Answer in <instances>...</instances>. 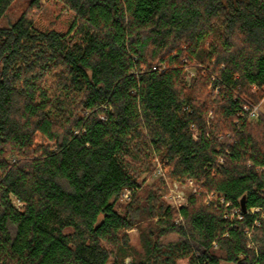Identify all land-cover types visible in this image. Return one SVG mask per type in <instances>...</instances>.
Returning <instances> with one entry per match:
<instances>
[{"label":"trees","instance_id":"obj_1","mask_svg":"<svg viewBox=\"0 0 264 264\" xmlns=\"http://www.w3.org/2000/svg\"><path fill=\"white\" fill-rule=\"evenodd\" d=\"M54 2L0 27V264H264V0Z\"/></svg>","mask_w":264,"mask_h":264},{"label":"rangeland","instance_id":"obj_2","mask_svg":"<svg viewBox=\"0 0 264 264\" xmlns=\"http://www.w3.org/2000/svg\"><path fill=\"white\" fill-rule=\"evenodd\" d=\"M34 0H16L13 5L9 8L3 19L0 21V27H9L13 23H15L18 18L22 15L25 11H30L33 13L35 17L36 24L41 29H51L54 28L57 31H65L67 30L71 19V16L68 14L67 11L63 10L59 6H57L54 0H39L40 7L39 8H30L32 2ZM189 78L191 80L192 77L195 76L196 71L191 70L188 72ZM260 103V112L258 114V118H264V98L259 102ZM256 117V118H257ZM253 118V119H256ZM159 167V164L155 165V173L153 172L150 176L145 173L140 181L139 185L143 186L145 184H151L156 179L159 178V174H156V169ZM147 177V178H146ZM168 192L164 196L163 200L166 202L167 205H170L172 208L178 210L180 207L187 205L188 199L191 194H193V185L189 183V181L184 183H179L175 180L170 178H165ZM130 191L124 190L121 194L119 201L117 203V210L121 213H125L127 210L128 202L130 201ZM209 200V199H208ZM207 200V201H208ZM210 201V200H209ZM208 203V202H207ZM179 219V218H178ZM141 230H139V224L134 225L131 229L127 231V235L130 239V245L134 252L132 254L140 253L144 254V248L140 238ZM178 240V237L172 235L168 237L165 243L175 242ZM135 255V254H134ZM133 255V256H134ZM132 257H129L125 260L126 263H130ZM227 264V263H223Z\"/></svg>","mask_w":264,"mask_h":264},{"label":"built area","instance_id":"obj_3","mask_svg":"<svg viewBox=\"0 0 264 264\" xmlns=\"http://www.w3.org/2000/svg\"><path fill=\"white\" fill-rule=\"evenodd\" d=\"M260 105L258 106H253V107H246L245 110L249 112V115L250 117L253 119V118H256L260 112ZM158 174L160 175L161 174V171H158ZM189 183L191 185H193V182L192 181H189ZM193 190H195L194 186L192 187ZM211 201V199H209ZM209 200L207 202H209Z\"/></svg>","mask_w":264,"mask_h":264},{"label":"water","instance_id":"obj_4","mask_svg":"<svg viewBox=\"0 0 264 264\" xmlns=\"http://www.w3.org/2000/svg\"><path fill=\"white\" fill-rule=\"evenodd\" d=\"M244 210H245V208H244Z\"/></svg>","mask_w":264,"mask_h":264}]
</instances>
